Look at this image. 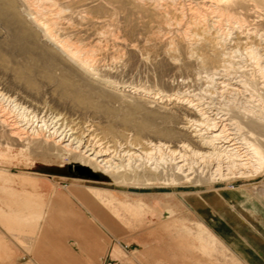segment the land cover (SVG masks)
<instances>
[{
  "label": "bare ground",
  "instance_id": "6f19581e",
  "mask_svg": "<svg viewBox=\"0 0 264 264\" xmlns=\"http://www.w3.org/2000/svg\"><path fill=\"white\" fill-rule=\"evenodd\" d=\"M227 24L238 28L235 47L250 55L255 46L264 52V0H0V97L18 111L0 105V130L7 143L55 148L116 184L139 177L205 183L213 170L222 178L250 180L264 172V114L232 107L209 111L194 88L206 80L197 72L185 74L196 84L186 80L184 96L168 95L180 121L165 130L157 122L175 118L170 107L154 108L157 100L148 90L111 79L105 63L121 61L125 49L144 64L149 57L141 52L149 50L174 62L182 49L187 61L220 74L236 50L222 47ZM120 31L138 32L136 43ZM243 84L216 82L220 93ZM144 133L178 145L170 150V176L139 165L165 146L142 141ZM65 212V223L79 220L76 212ZM5 224L22 226L13 219ZM45 244L38 245L43 254L50 249L49 261L78 264L63 242Z\"/></svg>",
  "mask_w": 264,
  "mask_h": 264
},
{
  "label": "rangeland",
  "instance_id": "374dc122",
  "mask_svg": "<svg viewBox=\"0 0 264 264\" xmlns=\"http://www.w3.org/2000/svg\"><path fill=\"white\" fill-rule=\"evenodd\" d=\"M237 29L228 24L222 27V47L227 51L236 46ZM134 32L119 33L127 42L136 43L138 32ZM235 49L220 74L187 61L182 49L176 52L175 64L166 60L161 50L142 51L149 57L144 64L126 49L121 61L105 63L111 79L148 90L157 100L154 108L163 104L172 107L168 95L184 96L189 91L181 86L187 80L185 74L201 72L206 80L194 88L199 87L197 91L209 111L232 107L246 114H264V52L258 46L253 55L243 48ZM220 80L245 84L220 93L216 86ZM186 82L193 83L191 78ZM0 105L9 108L2 97ZM171 107L168 111L175 118L157 122L165 130H175L180 121V112ZM7 138L0 130V264H55L48 260L50 249L43 254L38 245L45 240L48 247L53 241L63 242L78 264H246L200 220L193 200L197 197L200 202V196L211 190L251 192L264 198V172L250 180L222 178L213 170L205 183L182 179L168 184L164 179L139 177L122 185L102 172L57 155L55 148L7 143ZM141 140L161 141L165 146L153 150L139 165L170 176L175 166L170 150L178 145L154 139L148 133L142 134ZM189 192L200 196H186ZM94 193L101 196L97 198ZM68 209L76 212L79 220L65 223L63 216ZM12 219L21 228L5 224ZM201 236L203 239H199Z\"/></svg>",
  "mask_w": 264,
  "mask_h": 264
},
{
  "label": "crops",
  "instance_id": "0c3cea01",
  "mask_svg": "<svg viewBox=\"0 0 264 264\" xmlns=\"http://www.w3.org/2000/svg\"><path fill=\"white\" fill-rule=\"evenodd\" d=\"M249 193L211 190L193 202L200 220L237 257L246 264H264V198Z\"/></svg>",
  "mask_w": 264,
  "mask_h": 264
},
{
  "label": "water",
  "instance_id": "95a60500",
  "mask_svg": "<svg viewBox=\"0 0 264 264\" xmlns=\"http://www.w3.org/2000/svg\"><path fill=\"white\" fill-rule=\"evenodd\" d=\"M78 169H79V170L84 169L88 174L95 175L94 173L90 172V171H89L88 169H86V168H79V167H78Z\"/></svg>",
  "mask_w": 264,
  "mask_h": 264
}]
</instances>
